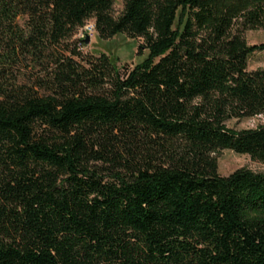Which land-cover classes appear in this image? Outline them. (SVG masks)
I'll use <instances>...</instances> for the list:
<instances>
[{
	"label": "trees",
	"instance_id": "16d2710c",
	"mask_svg": "<svg viewBox=\"0 0 264 264\" xmlns=\"http://www.w3.org/2000/svg\"><path fill=\"white\" fill-rule=\"evenodd\" d=\"M120 1L0 0V264H264V0Z\"/></svg>",
	"mask_w": 264,
	"mask_h": 264
},
{
	"label": "rangeland",
	"instance_id": "374dc122",
	"mask_svg": "<svg viewBox=\"0 0 264 264\" xmlns=\"http://www.w3.org/2000/svg\"><path fill=\"white\" fill-rule=\"evenodd\" d=\"M122 10V3L116 0L114 5L115 15L119 14ZM93 23L92 20L87 22ZM80 32V31H79ZM79 32L76 39L80 38ZM85 37V35H84ZM84 37L82 39H84ZM243 38L246 45H256L264 41V30H249L243 33ZM141 46L140 40H131L123 35H117L109 40H100L97 38V33L89 35L88 44L82 43L80 50L82 53L98 55L104 53L116 63L117 67H131L132 65L139 64L146 56L144 51L138 52V47ZM257 69H264V53H252L246 62V71H254ZM258 118L244 119L240 121L231 120L227 122V126L234 129H247L253 128L258 123ZM216 171L220 176H226L233 171L244 168L252 172H264V163L251 160L246 155H237L228 150L219 151L215 156Z\"/></svg>",
	"mask_w": 264,
	"mask_h": 264
},
{
	"label": "built area",
	"instance_id": "2783aa9c",
	"mask_svg": "<svg viewBox=\"0 0 264 264\" xmlns=\"http://www.w3.org/2000/svg\"><path fill=\"white\" fill-rule=\"evenodd\" d=\"M95 32V29H94V24L92 23H89V24H86L79 32V36L80 38L82 39L84 37V35H90V34H93Z\"/></svg>",
	"mask_w": 264,
	"mask_h": 264
},
{
	"label": "water",
	"instance_id": "95a60500",
	"mask_svg": "<svg viewBox=\"0 0 264 264\" xmlns=\"http://www.w3.org/2000/svg\"><path fill=\"white\" fill-rule=\"evenodd\" d=\"M83 41H84V44H88V42H89V35H85Z\"/></svg>",
	"mask_w": 264,
	"mask_h": 264
}]
</instances>
